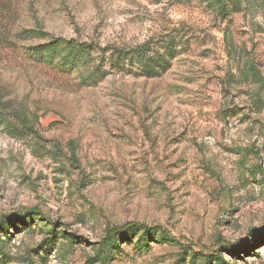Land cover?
Here are the masks:
<instances>
[{"label": "rangeland", "instance_id": "rangeland-1", "mask_svg": "<svg viewBox=\"0 0 264 264\" xmlns=\"http://www.w3.org/2000/svg\"><path fill=\"white\" fill-rule=\"evenodd\" d=\"M224 1L0 0V264H264V0Z\"/></svg>", "mask_w": 264, "mask_h": 264}, {"label": "trees", "instance_id": "trees-1", "mask_svg": "<svg viewBox=\"0 0 264 264\" xmlns=\"http://www.w3.org/2000/svg\"><path fill=\"white\" fill-rule=\"evenodd\" d=\"M215 1L217 2V4L219 3L220 7H223L226 4L224 0ZM234 4L236 3L234 2ZM72 43V41H68V39L66 38L54 37L47 44H38L34 46L33 49L36 50V53L38 54L51 53L52 55L59 56L61 60H68V57L74 54L75 52L76 56H78L80 59H85L89 57L90 54L87 53V46L85 47L83 45H80L79 47H73L71 46ZM62 46H65L66 48L71 47L68 54H62L64 51V48H62ZM152 46L148 43L139 47L136 51V55L138 56V62L142 66L143 72L151 76H158L161 75L163 70H165L169 60V54L170 56H173L172 52L174 51L175 46L173 43L166 44L164 52L155 50V46H153L154 48ZM167 53H169L168 56ZM118 55L123 56V58H128L129 56H131V54ZM67 64L72 65V62H67ZM137 227H139L140 229L146 228L144 224H138L133 222L112 230V232H110L109 234L110 243H114L116 241L118 234L120 235L123 232H126L131 229H136Z\"/></svg>", "mask_w": 264, "mask_h": 264}]
</instances>
